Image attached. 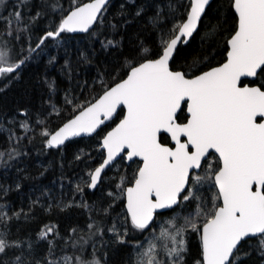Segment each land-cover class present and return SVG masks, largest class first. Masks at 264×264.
Here are the masks:
<instances>
[{"label":"snow or ice","instance_id":"6c2138e0","mask_svg":"<svg viewBox=\"0 0 264 264\" xmlns=\"http://www.w3.org/2000/svg\"><path fill=\"white\" fill-rule=\"evenodd\" d=\"M3 2L6 0H0ZM108 2L91 0L75 7L29 50L36 51L46 40H57L63 33L89 32L102 21ZM209 4L210 0H191L185 19L160 36L155 54L143 48V62L130 64L126 78L105 90L95 103L79 105V114L58 131L41 133L49 137L47 147H60L71 137L95 133L118 108L126 109L123 119L103 137L106 157L88 173L86 182L88 188L95 189L102 182L104 170L113 166L117 157L133 162L139 158L141 162L131 186H125L122 177L117 185L119 193H109L114 201L117 195L126 201V213L123 222L117 218L108 232L124 244L128 225L142 233L169 210L185 203L195 205L186 216L177 214L166 221L147 248L137 254L136 264H186L191 251L190 232L200 241L192 264H237L250 255L242 252L241 242L250 243L253 238L258 245L255 250L264 257V82L253 86L242 83V78L255 81L264 77V0H233L237 27L227 41L225 63L192 76L173 70L170 62L177 46L187 44ZM52 7L56 9V5ZM14 17L21 21V12L15 11ZM8 29L7 34L12 35L10 21ZM110 45L115 46L114 41L108 40L104 46ZM12 56V50L0 38V77L15 73L25 63V59L13 61ZM183 112L187 115L182 116ZM36 123L43 121L38 119ZM20 127L25 132L31 130L27 120ZM213 154L217 156L215 168L210 163ZM8 155L13 159L19 153L13 149ZM3 157L0 152V161ZM207 182L216 188L210 202L200 194ZM77 189L83 191L79 185ZM103 211L107 214L109 209ZM9 219L7 212L0 210V222ZM181 219L183 222L177 223ZM94 227L95 223L88 224L90 230ZM55 232V225H45L39 237L48 240ZM96 234L102 235L103 230L97 228L91 233ZM81 241H73L74 248L79 245V255L60 260L46 257V264H102L95 246L89 259L84 247L88 241ZM48 243L52 255L54 242ZM21 247L19 241H9L7 233L0 231V264H6L10 250ZM11 264H25L22 254L15 255Z\"/></svg>","mask_w":264,"mask_h":264},{"label":"trees","instance_id":"16d2710c","mask_svg":"<svg viewBox=\"0 0 264 264\" xmlns=\"http://www.w3.org/2000/svg\"><path fill=\"white\" fill-rule=\"evenodd\" d=\"M85 1L0 3L2 44L12 50L13 61L25 59L15 73L0 77V152L4 153L0 161V210L11 218L0 222V231L7 233L9 241L22 244L21 248L9 251L6 264H11L15 255L20 254L25 264L36 261L46 264V257L60 260L64 256H77L79 245L74 248L73 241L81 238L88 241L84 247L89 259L95 246V255L102 264H130L135 244L147 235L148 229L141 233L128 225L127 242L120 244L108 232L117 218L123 222L126 213L124 199L117 195L114 201L109 193H119L117 185L122 177L125 186L131 184L140 164L138 160L128 164L121 159L106 170L94 190L86 186L88 173L104 157L101 138L122 117L123 109L95 135L69 140L60 147H47L45 141L49 137L41 133L44 130L52 133L80 110L79 105H87L125 78L130 64L135 66L143 61V48L155 54L160 47V36L185 19L190 0H111L102 21L89 32L63 33L57 40H46L40 49L29 50L69 10ZM52 5H56L55 10ZM17 10L21 12V21L15 20ZM138 11L140 15H136ZM9 21L12 35L7 34ZM236 27L233 0H213L197 32L187 44L178 46L172 68L182 69L191 76L222 63L228 50L227 40ZM108 40L114 41L115 46L105 47ZM250 82L259 84L264 82V77ZM181 115L186 116V112ZM38 119L43 123H36ZM25 120L31 129L27 132L20 127ZM163 139L168 141L167 136ZM13 149L19 155L9 159ZM109 205L114 206L109 208ZM194 206L185 203L158 218L193 210ZM104 209H109L107 214ZM90 223H95L91 230ZM45 225L56 226V232L48 240L39 237ZM73 228L77 229L76 233L72 232ZM97 228L103 234L91 235ZM188 237L191 251L186 264H192V259L198 256L200 241L195 233L190 232ZM49 240L54 242L52 255L48 251ZM257 246L255 238L250 243L242 241V252L250 255L243 256L237 264H262L264 257L255 250Z\"/></svg>","mask_w":264,"mask_h":264},{"label":"rangeland","instance_id":"374dc122","mask_svg":"<svg viewBox=\"0 0 264 264\" xmlns=\"http://www.w3.org/2000/svg\"><path fill=\"white\" fill-rule=\"evenodd\" d=\"M9 48V47H8ZM216 161L217 158H212L210 163L212 164V167L215 168L216 167ZM198 174L203 175L204 173L202 171H200ZM216 192V188L212 186L211 182H207L205 183L201 188H200V194L202 196V199L204 201H209L212 198L213 193ZM210 206V203H209ZM192 210H185V211H177L173 214L167 215L163 218H157V220L153 223V225L150 226V228L147 231V235L145 236L144 239L138 241L135 244V249L134 252L132 254V258H131V263L130 264H136V260H137V254L140 251H143L145 248H147L149 242L152 240L154 235H158L159 231L161 230V227L163 225H165L166 221L172 219L174 216H176L177 214H179L181 217L186 216L189 212H191ZM182 219L178 220L177 223H182ZM154 230V231H153ZM137 245H139V247H137Z\"/></svg>","mask_w":264,"mask_h":264},{"label":"water","instance_id":"95a60500","mask_svg":"<svg viewBox=\"0 0 264 264\" xmlns=\"http://www.w3.org/2000/svg\"><path fill=\"white\" fill-rule=\"evenodd\" d=\"M111 0H109V2H110ZM213 0H210V3L212 2ZM89 2H91V0H87V1H85V2H83V3H81V4H79V5H77V6H75V7H78V6H82V5H84V4H87V3H89ZM109 2H108V4H109ZM190 4H191V0H190ZM210 5V4H209ZM208 5V6H209ZM207 6V7H208ZM75 7H73L71 10H73ZM207 7H206V9H207ZM189 8H190V6H189ZM206 9H205V12H206ZM233 9H234V7H233ZM71 10H69V12L71 11ZM188 11H189V9H188ZM234 11H235V9H234ZM69 12H68V14H69ZM205 12L202 14V16H201V19H202V17H203V15L205 14ZM236 13V12H235ZM237 15V14H236ZM200 22H201V20H200ZM200 22H199V25H200ZM199 25H198V27H197V29H196V31L193 33V35L197 32V30H198V28H199ZM95 25H93V27H94ZM92 27V28H93ZM91 28V29H92ZM90 29V30H91ZM89 30V31H90ZM72 34H83V32H75V33H72ZM193 35H192V37H193ZM192 37H190V38H188V42L190 41V39L192 38ZM229 39V38H228ZM228 41V40H227ZM180 45V44H179ZM178 45V46H179ZM227 45H228V43H227ZM178 46H177V48H178ZM228 50H229V46H228ZM227 50V51H228ZM176 53V52H175ZM175 55V54H174ZM174 57V56H173ZM226 60H227V53H226V59L222 62V63H220V64H218V65H215V66H212V67H210V68H208V69H206V70H203V71H201V72H199V73H197V74H194V75H199V74H201L202 72H206V71H209V70H211L212 68H215V67H219L220 65H222L223 63H225L226 62ZM143 62V61H142ZM172 62V61H171ZM171 62H170V67H172L171 66ZM173 69V68H172ZM173 70H177V71H183L182 69H173ZM192 76V75H191ZM126 78V77H125ZM124 79V78H123ZM245 79H250V80H253L252 78H242V81L243 80H245ZM122 80V79H121ZM121 80H119V81H117L116 83H118V82H120ZM116 83H114L113 85H111L109 88H111L112 86H114ZM245 84H248L249 86H253V85H255V84H249V83H245ZM108 89V88H107ZM106 89V90H107ZM103 93H104V91L96 98V99H94L92 102H90V103H88L87 105H85V107H87L88 105H90L91 103H95V101L101 96V95H103ZM121 109H123V115H122V117L104 134V136L109 132V131H111L113 128H115L116 126H117V124L120 122V120L121 119H123V117H124V115L126 114V109L123 107V106H121L120 108H118L117 109V112L113 115V117L111 118V119H109V120H106L105 121V123L103 124V125H101L100 126V128H98L97 129V131L95 132V133H92V134H81V135H79V136H76V137H71V138H69L68 140H66L65 141V143L67 142V141H69V140H72V139H75V138H80V137H89V136H93V135H95L100 129H101V127H103L105 124H107V123H109L110 121H112L113 119H115V117L117 116V114L119 113V111L121 110ZM79 111L80 110H78L72 117H70L68 120H66L62 125H60L56 130H54L52 133H54L55 131H58L59 130V128H61V127H63V125L65 124V123H67L69 120H71V119H73L76 115H78L79 114ZM103 136V137H104ZM103 137L101 138V145H100V147H101V149L104 151V157H103V159L106 157V152H105V150L103 149V147H102V140H103ZM64 143V144H65ZM63 144V145H64ZM62 146V145H61ZM123 155V154H122ZM119 160H121V157H117V159H116V161H114L113 162V165L116 163V162H118ZM125 161H126V163H131L132 161H128V160H126V159H124ZM136 160H138V161H140L139 160V158H136ZM141 163V162H140ZM100 164H98L96 167H98ZM95 167V168H96ZM109 167H111V166H109ZM108 167V168H109ZM94 168V169H95ZM108 168H106L105 170H104V172L102 173V177H103V175H104V173L106 172V170L108 169ZM93 169V170H94ZM99 185V184H98ZM97 185V186H98ZM127 186H131V184H129V185H127ZM90 189V188H89ZM90 190H94V189H90ZM126 203V201L124 200V204ZM242 243V242H241Z\"/></svg>","mask_w":264,"mask_h":264},{"label":"flooded vegetation","instance_id":"af4514ba","mask_svg":"<svg viewBox=\"0 0 264 264\" xmlns=\"http://www.w3.org/2000/svg\"><path fill=\"white\" fill-rule=\"evenodd\" d=\"M250 81H254V80L245 79V80L242 81V83H244V84H245V83H249V84H257V83H253V82H250ZM186 115H187V113H186ZM215 157L217 158L216 154H213L212 158H215ZM139 162H140V161H139ZM199 172H200V171H199ZM199 172H198V173H199Z\"/></svg>","mask_w":264,"mask_h":264}]
</instances>
